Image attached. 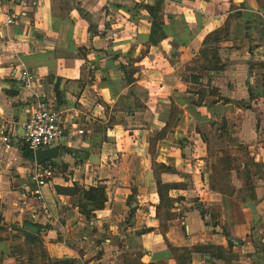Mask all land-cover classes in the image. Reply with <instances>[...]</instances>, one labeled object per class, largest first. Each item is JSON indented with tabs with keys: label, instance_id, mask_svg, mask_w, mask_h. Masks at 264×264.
Masks as SVG:
<instances>
[{
	"label": "crops",
	"instance_id": "obj_1",
	"mask_svg": "<svg viewBox=\"0 0 264 264\" xmlns=\"http://www.w3.org/2000/svg\"><path fill=\"white\" fill-rule=\"evenodd\" d=\"M155 2L0 0V11L17 16L0 24V127L10 139L8 148L0 139L2 235L38 224L47 255L74 264H126L123 251L141 254L140 264H264V18L257 13L264 0H162L165 37L151 45ZM225 28L227 36L213 44L224 67L183 82L179 67L199 55L208 34ZM146 45L147 55L140 53ZM130 49L140 61L167 58L176 69L162 75L136 68L127 82L129 72L117 63L127 64ZM150 76L169 78L171 90L199 88L200 103L185 93L180 106L163 101L166 112L157 109L158 98L146 109ZM47 103L64 111L62 163H51L54 175L36 197L29 191L34 151L22 125ZM172 103L177 118L170 117ZM171 119L173 132L149 151L146 123L161 131ZM155 162L170 171L156 175ZM156 178L170 186L169 200H160ZM76 183L103 185L104 207L87 217L75 195L57 189ZM255 201L256 223L248 207ZM1 232L0 264H19ZM126 235L117 245L115 237Z\"/></svg>",
	"mask_w": 264,
	"mask_h": 264
},
{
	"label": "rangeland",
	"instance_id": "obj_2",
	"mask_svg": "<svg viewBox=\"0 0 264 264\" xmlns=\"http://www.w3.org/2000/svg\"><path fill=\"white\" fill-rule=\"evenodd\" d=\"M131 15L134 16V17L136 16V18L138 17L135 13H131L130 16ZM222 31L223 30H221L219 32L220 36H222ZM209 46H213V45L211 44ZM149 48H150L149 45H146L144 47V49L142 51H140V53H144V54L147 55L148 52L151 51V49H149ZM134 53H135V49H133V50L130 49L129 50V55L130 56L128 58H130V60H128L127 64L124 67L128 72H130L131 70H135L136 68H138L139 70L142 69L145 72L148 71V70L156 69V70H159L162 75H165L167 73H165L164 70L176 69L175 68V64H173L167 58H165V59H163L161 61H152V60H150L147 57V58H144L143 60L140 61L136 57H133ZM198 54L199 55L196 56V58H194V60L191 61V63L189 65H184L182 67H179L177 73L178 74L180 73L181 80L183 82H188L189 81V82H192L194 84V82H196V81H194L191 76L195 75L197 72L203 71L202 67L204 66V63H203V56L201 55V51H199ZM138 61H140V62H138ZM220 62H221V60H220ZM117 67L122 69V63H120V62H119V64L117 63ZM219 67H221V69H222V67H224V64L222 63L221 66L219 65ZM183 71L184 72H188V75L183 76L182 75ZM140 75H141V73L139 74V76ZM188 76H190V79L187 78ZM149 78H150V80H149ZM149 78H146V81L144 83V85H145V100H146V104L148 105V106L145 105L146 109H147V107H149V105H150V107H154L155 106L156 98H158L160 100L159 104H158L159 106L157 105L158 106L157 109L159 110V112H166L167 108L164 109L165 108L164 104H166V103H163V101H166L167 98L170 99V102L177 103L179 106L184 103L182 101L183 98L187 97V95L185 93H189V96H190V97H188L189 99H187V101L188 100L189 101H191V100L195 101V98H197L196 100L198 101V99L200 98V96H199L200 95L199 94V88H197L196 91H195L194 90V88H196L195 86H193L194 88L193 87L186 88L185 92L178 91V90H171V88L169 87V84H170L169 82L171 80L169 81L168 80L169 78L164 77V76L156 77V78L150 76ZM154 78L159 80V82H157L155 84H160V87H162V88H159V87L156 88V85H155V87L152 86V84H153L152 81L155 80ZM153 88H156V89H153ZM260 91H262V90H260ZM191 93H192V95H190ZM197 101H195V103ZM179 112L180 111L178 109L174 112V118L175 117L177 118ZM145 113H147V111H145ZM172 117H173V115H172ZM174 121H175L174 119H171L170 123L166 126V128H164L161 131H156V129L153 128V127H152V129H150L149 123H146L145 127L149 130V135H150V137L148 138V140H150V144H149V147H148L149 151L154 152L156 150L157 142L159 140H161L162 138H164L168 134L169 131L173 132V129L176 126V124L174 125ZM157 126H158V122H156L154 127H157ZM161 133H162V135H160ZM173 143H175L174 146H173V147H175V149H179L180 148V145L176 141H174ZM187 143H189V141H187ZM210 147L212 148V150L218 149V146L216 145V143L214 141H212V144L210 145ZM82 160H85V158L84 159H78L77 162L86 163L85 161H82ZM152 165L155 168L156 175L158 173H160V172L170 171V168L166 167L162 163L155 162V163H152ZM53 168H54V172H55V167L53 166ZM53 175H54V173H53ZM77 186L81 187V188L83 186L76 183V195L75 196H76V200H80V197H79L80 195H79V191L77 190ZM87 217H89V216H87ZM126 223H128V222H126ZM0 229L2 231L1 232V237L2 238H8L9 237V239L12 241V244L10 246V249H11L10 250V254H12V255L17 257V259L19 261V264H47V261L49 259L52 262L54 261L47 255L46 250L42 246L43 244H41V245L37 244L36 245L37 247H35V246L31 245V244L28 245V241L26 240V238L23 236L22 233L19 234V232H17V233H13L10 236L6 237V236L2 235V233H4V231H3L4 228L0 227ZM80 236L81 235L79 234V232H75V235L73 236V240L76 241V238H81ZM105 236L108 237L107 235H105ZM115 238H116L115 239L116 240V244L117 245L119 244L121 246L120 239H126V238H129V237L126 235L125 238L124 237H115ZM72 243H73V241H72ZM42 250H44V253H42ZM132 250H134V249H132ZM81 252H82V250H81ZM135 252L136 251H133V252L131 251L128 254L127 253L125 254V252L123 251L121 254L123 255V258L125 259V261L128 264H138L137 263L138 260H137V256H136ZM102 253H104L103 249L102 250H98L94 257H100L102 255ZM81 254H80V256H81Z\"/></svg>",
	"mask_w": 264,
	"mask_h": 264
},
{
	"label": "trees",
	"instance_id": "obj_3",
	"mask_svg": "<svg viewBox=\"0 0 264 264\" xmlns=\"http://www.w3.org/2000/svg\"><path fill=\"white\" fill-rule=\"evenodd\" d=\"M162 4H163L162 0H156L153 10L150 9V13H152L151 14L152 21H151V28H150L148 40L151 45H156L161 39L165 37V32L163 30V21L158 16L162 11L161 9ZM219 32L220 30L208 34L204 40V44H203L204 47L201 50V55L203 56V63H204V66L202 67L203 70H207V69L210 70L212 68L211 70L217 71L221 69V67H219L220 58L218 56V47L213 45L214 43L218 42L221 39ZM227 34L228 32L226 31L225 28L222 31V37L223 36L226 37ZM211 44L213 46L208 47ZM124 67L125 65H122V68ZM199 78H200L199 74L192 76V79L194 81H198ZM126 79L127 82L132 81L130 72L129 75L126 77ZM54 93L56 96L57 103H61L60 91L57 84L54 86ZM253 94L255 93L250 89V98L253 97ZM199 96L200 98L196 102L197 104H199L201 101V95ZM171 105L172 107L170 110V117L172 115L174 116V112L177 110L176 108L173 107V103ZM160 135H162V133ZM29 151L32 156L33 154L32 150L30 149ZM156 185L160 200H169V198L166 197L164 191L168 189L170 186L167 184H162L159 178H156ZM57 189L59 192H64L70 195H76V185H74L72 188L67 187V188H57ZM77 190L79 191V195H80L79 208L84 215L89 216L92 214L93 211L102 209L104 207L106 201V193H105V187L103 185L98 184L96 186H89L88 188H84V187L81 188L77 186ZM34 225L38 227L39 230L41 229L40 225L38 224H34ZM17 230L20 231L23 234V236L26 238V240L28 241V245L31 244L37 247L36 246L37 244L38 245L43 244L42 239L39 236V231L36 234H34L26 230L24 226L19 229L17 228ZM42 253H44V250H42ZM139 255H136L137 260ZM137 263L140 264L139 261H137ZM47 264H74V262L69 258H64L62 260H56L53 262L49 259L47 261ZM126 264L128 263L126 262Z\"/></svg>",
	"mask_w": 264,
	"mask_h": 264
},
{
	"label": "built area",
	"instance_id": "obj_4",
	"mask_svg": "<svg viewBox=\"0 0 264 264\" xmlns=\"http://www.w3.org/2000/svg\"><path fill=\"white\" fill-rule=\"evenodd\" d=\"M258 15L264 18V8L257 11ZM16 14L0 11V24L8 26L15 22ZM264 28V27H263ZM27 80H31L29 74L24 73ZM64 111L55 103L40 104L23 123V141L29 149L48 148L58 142L64 130ZM82 133V130H78ZM0 139L5 147H9V136L5 128L0 127ZM54 168L52 164L35 163L29 173L31 195L40 197L41 188L52 178Z\"/></svg>",
	"mask_w": 264,
	"mask_h": 264
},
{
	"label": "water",
	"instance_id": "obj_5",
	"mask_svg": "<svg viewBox=\"0 0 264 264\" xmlns=\"http://www.w3.org/2000/svg\"><path fill=\"white\" fill-rule=\"evenodd\" d=\"M64 139V133H61V136L58 140L57 143H55L54 145L48 147V148H42V149H37L34 151V159L35 162L37 164H51V163H55V164H61L62 163V141ZM257 201L255 202H249L248 203V207L250 209V212L253 215V220L256 223L259 219L258 214H257V209H256V205H257ZM24 228L28 231L31 232H38V228L30 223H26L24 224Z\"/></svg>",
	"mask_w": 264,
	"mask_h": 264
}]
</instances>
